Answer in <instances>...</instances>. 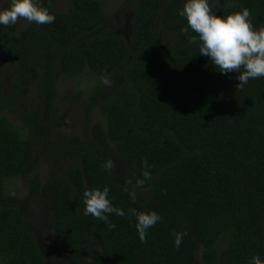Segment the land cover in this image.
Returning <instances> with one entry per match:
<instances>
[{
  "label": "trees",
  "instance_id": "16d2710c",
  "mask_svg": "<svg viewBox=\"0 0 264 264\" xmlns=\"http://www.w3.org/2000/svg\"><path fill=\"white\" fill-rule=\"evenodd\" d=\"M53 2L39 0L55 14L51 24L18 18L0 27V47L19 64L9 83L0 82V113L9 114L0 116V260L49 264L33 228L40 203L64 240L63 264H196L199 252L203 264L264 259V77L237 87L235 71L222 75L200 55L178 15L185 0H125L129 39L102 33L109 22L102 0H67L64 11ZM209 4L225 15L247 8L253 26L264 27V0ZM88 70L113 86L92 88L84 136L69 137L65 116L53 119V93L63 75ZM96 109L102 118L93 122ZM41 152L51 166L55 158L75 165L66 177L51 167L42 181L33 165ZM31 173L27 196L5 194L7 180ZM105 186L125 211L110 217L111 230L83 215V192ZM132 208L161 217L143 243ZM174 232L185 233L178 249Z\"/></svg>",
  "mask_w": 264,
  "mask_h": 264
},
{
  "label": "clouds",
  "instance_id": "9594fccd",
  "mask_svg": "<svg viewBox=\"0 0 264 264\" xmlns=\"http://www.w3.org/2000/svg\"><path fill=\"white\" fill-rule=\"evenodd\" d=\"M187 21L184 29L189 44L199 45V54L210 59L212 65L222 75L235 71L239 81L237 87H243L250 79L264 77V27L255 28L250 19V11L243 8L227 15L214 13L209 0H185L178 13ZM18 18L39 25L51 24L55 14L41 7L39 0H11L10 6L0 10V25L15 24ZM189 29L196 35H189ZM147 164V162H144ZM102 167L110 171L111 160ZM144 180L151 179L150 172H143ZM144 180L137 183L143 184ZM109 188L86 189L83 192V215L92 216L103 222L109 230L116 227L110 222L111 216H125L122 208L115 207L109 199ZM132 200L136 193L130 192ZM128 214L136 218V231L141 243L145 242L147 230L155 226L161 217L156 211H137L132 208ZM183 232H174V245L178 249L183 240ZM249 264H264V259L254 255Z\"/></svg>",
  "mask_w": 264,
  "mask_h": 264
},
{
  "label": "rangeland",
  "instance_id": "374dc122",
  "mask_svg": "<svg viewBox=\"0 0 264 264\" xmlns=\"http://www.w3.org/2000/svg\"><path fill=\"white\" fill-rule=\"evenodd\" d=\"M124 1L125 0H102L105 11L109 16V22L102 29V33L106 34L113 32L123 34L128 39L131 37L133 12L124 8ZM10 2L11 0H0V10L8 7ZM53 7L57 11H64L67 8V0H54ZM1 26L8 25H0V27ZM18 69V62L11 59L0 47V82L4 78V80L9 83L15 77ZM98 85L108 88L110 85L113 86V82L110 77H97L89 70L78 78H70L63 75L59 79L55 92L53 93L56 104V109L53 111V119L57 120L62 115L65 116L61 131L67 136H84L83 125L86 117L85 105L89 100L92 88ZM31 96L34 97V99L37 97L36 86L32 88ZM3 114H7V112L4 111L0 113V116ZM10 117L20 124L14 116L10 115ZM101 118L102 117L96 109L93 115V122ZM57 130L58 129L55 128V131ZM53 161L51 166L46 160L44 152L38 153L34 157V171L39 172L42 181L48 179L51 167L58 170V176L66 177L75 165V162L71 159L61 162L59 159L55 158ZM61 163L62 168L59 167ZM118 166L122 167V165ZM32 175L33 173L25 178L7 180L5 184V194L18 197L27 196L29 191L28 180ZM4 205H6V201L0 199V208ZM35 209L36 212L33 214L35 226L33 228L41 250L45 254L49 264H63L68 257L66 253L67 250H65V243L62 237L54 232L52 233L53 229L48 217V207L45 203H40L36 205ZM223 254H225V251ZM0 264L4 263L0 260ZM196 264H203L200 252Z\"/></svg>",
  "mask_w": 264,
  "mask_h": 264
}]
</instances>
